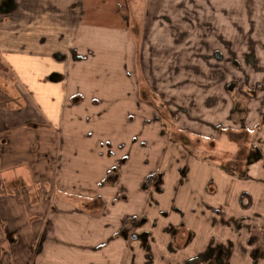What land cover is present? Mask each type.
<instances>
[{
	"label": "crops",
	"instance_id": "crops-1",
	"mask_svg": "<svg viewBox=\"0 0 264 264\" xmlns=\"http://www.w3.org/2000/svg\"><path fill=\"white\" fill-rule=\"evenodd\" d=\"M164 33L211 43L180 62L165 58ZM0 62L15 101L0 107V230L9 236L0 245L10 251L0 264L252 256L257 240L193 241L207 235L204 220L244 208L243 181L257 188L249 167L264 162V0H0ZM238 148L251 161L231 170L221 158ZM244 194L253 206L255 194ZM247 225L244 216L236 227Z\"/></svg>",
	"mask_w": 264,
	"mask_h": 264
},
{
	"label": "rangeland",
	"instance_id": "rangeland-1",
	"mask_svg": "<svg viewBox=\"0 0 264 264\" xmlns=\"http://www.w3.org/2000/svg\"><path fill=\"white\" fill-rule=\"evenodd\" d=\"M225 1H232L234 3L240 2L241 0H225ZM164 42L162 44H164L163 49H166L165 51H163L164 56L166 58V56H170V54L173 55H178L179 54V60L181 61H189V62H193L195 59V52L194 49L197 50L196 45H198L199 42L201 41H205L206 43L208 42V44L211 43V39L209 37H204V36H197V37H192L191 36H184V37H178L177 35H175L174 33L168 36V33H164ZM203 38V39H202ZM192 39L194 40L193 43ZM188 41H190L188 43ZM193 46V48L191 47V45ZM180 50H184L185 53H179ZM205 47L201 48V51H204ZM168 52V53H167ZM205 53H209L206 52ZM140 53L137 54V56H139ZM228 56L225 55V58H227ZM145 60H148V53H145ZM138 60V57H137ZM249 64V63H248ZM253 68V72H254ZM245 71L247 73H249L250 69L245 68ZM137 73L139 74V70H137ZM12 78V75L10 73V71L8 70V68L3 64V67L0 66V85L1 88L4 92L7 93V90L5 88L7 82L9 79ZM50 78L52 79V75L50 76ZM59 76L56 78L58 79ZM159 91L163 92V86L161 85H155ZM22 89H24L21 86ZM8 94V93H7ZM166 98L168 99H177V97L179 98L178 92H173L171 93V90L168 89L167 94H165ZM25 100L27 102V104L29 103L26 100V95H22L20 97V102H21V107L19 108L24 109L25 108ZM27 117V115H26ZM25 116H20L18 119V123L21 125L23 123V121L26 119ZM32 118V117H31ZM35 122L32 126H34V132L32 133V140H38V143H42V141H39L40 138V134H37L36 131H40V130H45L44 128V124L42 123V121L38 122L36 120V118H34ZM27 125V124H26ZM24 127V126H23ZM46 131V130H45ZM249 133V139L251 140V137H254L255 139H257V135L258 133H254V132H248ZM31 137V136H30ZM29 137V138H30ZM244 138V137H243ZM241 144L240 142H238V146L241 145H247V142L241 140ZM35 142V141H34ZM246 143V144H245ZM230 144V143H229ZM259 144L261 145L262 148H264L263 143L259 142ZM41 146V145H40ZM248 146V145H247ZM209 148H211V150H213V148H218L217 146L213 145H209ZM235 148V147H234ZM219 149V148H218ZM216 149V150H218ZM244 149V148H243ZM220 151V150H218ZM232 154H229V158H224L222 157L221 160H231L229 163V166L237 169L239 166H237V160L240 162V160L243 162L246 160V155L244 154V152L238 148L236 150H231ZM245 151V150H244ZM247 151V150H246ZM245 151V152H246ZM234 152V153H233ZM247 163V161H246ZM244 163V164H246ZM241 165V164H240ZM244 168H246L245 166H242ZM249 169H251V177L250 180L253 181L257 188L254 187H250V185L246 182L243 181V187L244 189H242V192H240L241 194V200H242V205H244V208L239 207L238 208H234L232 209V211L230 213H226L223 212L222 214H216L215 218H216V223L214 225V222H212L213 218H209L207 220H204V223H202V228L206 230L207 235H196L195 239H194V243H198L200 241H204L207 239H211L212 241L215 240H219L221 238H223L224 241L226 242V240L228 239H232V240H238L239 238H241V240H243V242H245V239H251L252 241H255L256 239L258 240L257 242V246H258V255L254 256L255 254V250L257 248V246H255L256 244H254V249L252 248L251 245H248L250 251L249 253L252 254H246V255H242V259L241 257H238L239 260L238 264H264V243H263V239H264V234L262 233L261 227L263 225L264 227V162H260L257 165H253L250 166ZM38 176L43 173L42 171H37ZM244 180V179H243ZM245 188H250L252 190V192L255 194V202L253 204V206H250V202L247 201V198L244 194V190ZM244 194V195H243ZM245 203V204H244ZM246 207H250V208H246ZM228 214H230L228 216ZM244 216H247V220H248V225H247V229H241L236 227V224H240L244 219ZM221 220H225L221 223ZM198 222V219L196 217V224ZM257 223V226H256ZM199 224V222H198ZM243 227V225H242ZM234 228V230H233ZM244 228V227H243ZM241 233V235L239 236V234ZM0 237H3L4 239H6V241L8 242V238L9 236L7 234H5L4 230L1 229L0 230ZM262 241V242H261ZM7 242H4V244L0 245V254H3V252H6L5 249H7V253H10L9 251V244ZM179 246V245H177ZM227 246V253H231L230 251V246L228 244H226ZM235 262H232V264H234Z\"/></svg>",
	"mask_w": 264,
	"mask_h": 264
},
{
	"label": "flooded vegetation",
	"instance_id": "flooded-vegetation-1",
	"mask_svg": "<svg viewBox=\"0 0 264 264\" xmlns=\"http://www.w3.org/2000/svg\"><path fill=\"white\" fill-rule=\"evenodd\" d=\"M253 159V158H252ZM246 160H250L251 161V156L250 157H246ZM245 160V161H246ZM230 161L231 160H229L227 163H226V166H227V168H229V169H231V170H236L235 168H233V167H231V166H229V163H230ZM241 161V160H240ZM244 161V162H245ZM242 162H243V160H242ZM243 162V163H244ZM245 165V164H244ZM237 166H239L240 167V162L237 160ZM242 166V165H241ZM238 167V168H239ZM237 168V169H238ZM257 240V239H256ZM257 242H258V240H257ZM262 242V241H261ZM263 243H264V239H263ZM256 255H258V246H257V248H256V250H255V254L253 255V257L254 256H256ZM226 256V254H222V253H218V255L213 259V260H209L206 264H229V262H226V261H224V259L226 258L225 257ZM230 256V253H227V257H229ZM257 257V256H256ZM196 262V260L195 261H193L192 262V264H194Z\"/></svg>",
	"mask_w": 264,
	"mask_h": 264
},
{
	"label": "trees",
	"instance_id": "trees-1",
	"mask_svg": "<svg viewBox=\"0 0 264 264\" xmlns=\"http://www.w3.org/2000/svg\"><path fill=\"white\" fill-rule=\"evenodd\" d=\"M0 66L3 67V64L0 62ZM14 99L10 97L6 92H4L0 85V107H10L14 103ZM243 150V149H242Z\"/></svg>",
	"mask_w": 264,
	"mask_h": 264
}]
</instances>
